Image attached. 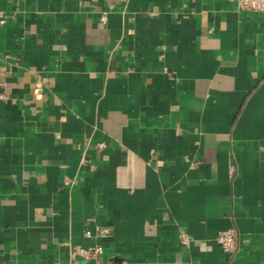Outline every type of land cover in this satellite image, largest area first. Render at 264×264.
Segmentation results:
<instances>
[{"label": "crops", "instance_id": "0c3cea01", "mask_svg": "<svg viewBox=\"0 0 264 264\" xmlns=\"http://www.w3.org/2000/svg\"><path fill=\"white\" fill-rule=\"evenodd\" d=\"M78 245L111 264H264V13L0 0V264H90Z\"/></svg>", "mask_w": 264, "mask_h": 264}, {"label": "built area", "instance_id": "2783aa9c", "mask_svg": "<svg viewBox=\"0 0 264 264\" xmlns=\"http://www.w3.org/2000/svg\"><path fill=\"white\" fill-rule=\"evenodd\" d=\"M236 2L241 8L264 13V0H236ZM103 18L106 19V13L104 14ZM41 86V82L36 83L37 90H41ZM90 235V230L85 231L84 236L88 237ZM239 236V230L234 226L221 230L217 235L218 243L230 258H233L234 254L238 250ZM190 238L191 236L188 233L183 232L179 235L180 241L185 245H188ZM102 252L103 247L101 246L89 249L87 247L78 245L72 251V258L75 261L77 255H79L89 260L90 264H111L101 257Z\"/></svg>", "mask_w": 264, "mask_h": 264}]
</instances>
